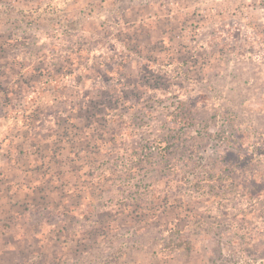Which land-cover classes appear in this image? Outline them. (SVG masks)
Here are the masks:
<instances>
[{
    "label": "rangeland",
    "instance_id": "1",
    "mask_svg": "<svg viewBox=\"0 0 264 264\" xmlns=\"http://www.w3.org/2000/svg\"><path fill=\"white\" fill-rule=\"evenodd\" d=\"M0 264H264V0H0Z\"/></svg>",
    "mask_w": 264,
    "mask_h": 264
}]
</instances>
